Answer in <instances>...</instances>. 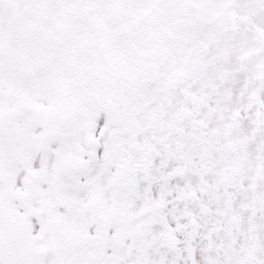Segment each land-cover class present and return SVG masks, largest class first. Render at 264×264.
<instances>
[{"label": "snow or ice", "instance_id": "obj_1", "mask_svg": "<svg viewBox=\"0 0 264 264\" xmlns=\"http://www.w3.org/2000/svg\"><path fill=\"white\" fill-rule=\"evenodd\" d=\"M0 264H264V0H0Z\"/></svg>", "mask_w": 264, "mask_h": 264}]
</instances>
